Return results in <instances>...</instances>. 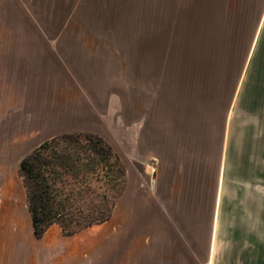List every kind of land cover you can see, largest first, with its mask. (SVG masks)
Masks as SVG:
<instances>
[{
	"label": "rangeland",
	"instance_id": "374dc122",
	"mask_svg": "<svg viewBox=\"0 0 264 264\" xmlns=\"http://www.w3.org/2000/svg\"><path fill=\"white\" fill-rule=\"evenodd\" d=\"M66 132L103 138L125 185L107 222L37 242L18 164ZM0 159V264H119L133 232L175 231L138 225L161 201L214 264H264V0H0Z\"/></svg>",
	"mask_w": 264,
	"mask_h": 264
},
{
	"label": "trees",
	"instance_id": "16d2710c",
	"mask_svg": "<svg viewBox=\"0 0 264 264\" xmlns=\"http://www.w3.org/2000/svg\"><path fill=\"white\" fill-rule=\"evenodd\" d=\"M17 173L33 235L41 239L51 226L73 237L110 220L126 170L118 153L97 134L66 132L27 153Z\"/></svg>",
	"mask_w": 264,
	"mask_h": 264
},
{
	"label": "crops",
	"instance_id": "0c3cea01",
	"mask_svg": "<svg viewBox=\"0 0 264 264\" xmlns=\"http://www.w3.org/2000/svg\"><path fill=\"white\" fill-rule=\"evenodd\" d=\"M231 95H234V88ZM233 116H235V113ZM226 118L230 119L231 117L226 116ZM53 136L55 135L53 134L50 137L52 138ZM164 202L165 201H161V203L158 202L157 208L159 210L149 212L147 217L145 216L143 219L138 221V225H148V223L156 221L160 224L168 223L176 226L175 231L168 233L142 232L140 234L133 232L134 237L132 235L133 238L131 237L130 239L131 242L129 244V248L125 252L124 257L119 264H214L215 256L213 252L215 247V234L212 232L207 234L205 238L206 245L205 248H203L201 243L204 239L202 233L196 230L182 231L179 229L177 222L171 221L169 210L167 211V206ZM152 213L158 215L153 217ZM162 217H164L166 222H162ZM191 223L197 224L195 220L191 221ZM52 228L59 230L58 227L51 226L41 239H36L33 235L29 217L27 236H32L34 240L40 242ZM59 233L61 234L60 230ZM61 236L63 235L61 234ZM167 239L171 241L175 240V242H167ZM174 243H178L180 247L176 248ZM203 250H205V252ZM203 257H205V261ZM0 259L2 260V258Z\"/></svg>",
	"mask_w": 264,
	"mask_h": 264
},
{
	"label": "bare ground",
	"instance_id": "6f19581e",
	"mask_svg": "<svg viewBox=\"0 0 264 264\" xmlns=\"http://www.w3.org/2000/svg\"><path fill=\"white\" fill-rule=\"evenodd\" d=\"M16 158H17V155L16 156L13 155V156H9L7 158H4V160L7 161L5 164L11 165L13 160H15ZM1 161H3V160H1ZM2 163L3 162H0V193H1L0 194V198H1V200H0V211L2 214H5V213H7V210L9 209L8 205H10V204H8V196L13 195V193H12V186L9 183V181L7 182V179L5 177V168H3V166H1ZM4 220L6 221L4 224L9 223L8 220H6V219H4ZM0 230L4 231V225L1 226Z\"/></svg>",
	"mask_w": 264,
	"mask_h": 264
}]
</instances>
